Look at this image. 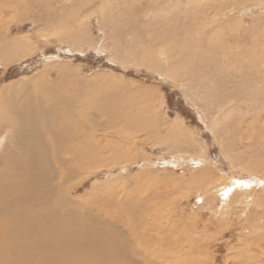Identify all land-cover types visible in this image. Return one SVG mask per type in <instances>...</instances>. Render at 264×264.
Here are the masks:
<instances>
[{"label":"rangeland","instance_id":"1","mask_svg":"<svg viewBox=\"0 0 264 264\" xmlns=\"http://www.w3.org/2000/svg\"><path fill=\"white\" fill-rule=\"evenodd\" d=\"M0 3V100L67 98L59 117L108 146L66 164L68 212L136 264H264V208L214 191L264 187V0ZM0 118L3 171L19 133Z\"/></svg>","mask_w":264,"mask_h":264},{"label":"bare ground","instance_id":"2","mask_svg":"<svg viewBox=\"0 0 264 264\" xmlns=\"http://www.w3.org/2000/svg\"><path fill=\"white\" fill-rule=\"evenodd\" d=\"M47 97L50 106L45 103ZM62 102V108L58 107ZM69 105L67 98L57 102L45 93L13 104L12 100H0V113L11 117L10 129L19 133L16 152H11L0 171V264H136L123 252L121 239H113L114 233L108 229L96 233L95 224L89 225L83 217L68 212L60 197L66 184L64 174L70 169L66 164L77 167L94 159V154L82 147L102 151L108 148L107 144L89 142L90 137L83 135L91 132L94 123L88 124L89 119L78 122L81 112L70 111L69 116L59 117L58 112H67ZM2 121L6 123L5 118H0V124ZM72 143L78 147H72ZM64 152L68 158L62 156ZM225 181L214 191L226 200V207L238 197H253L251 216L262 217L261 211L256 212L264 208L263 186L258 191L252 181L228 177ZM55 208L64 215L55 214Z\"/></svg>","mask_w":264,"mask_h":264}]
</instances>
